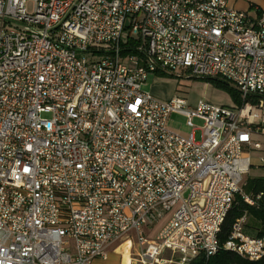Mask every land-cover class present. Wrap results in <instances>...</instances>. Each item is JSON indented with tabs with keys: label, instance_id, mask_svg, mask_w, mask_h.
Returning a JSON list of instances; mask_svg holds the SVG:
<instances>
[{
	"label": "built area",
	"instance_id": "built-area-1",
	"mask_svg": "<svg viewBox=\"0 0 264 264\" xmlns=\"http://www.w3.org/2000/svg\"><path fill=\"white\" fill-rule=\"evenodd\" d=\"M126 29L138 55L123 58ZM166 71L223 79L242 104L158 100L145 82ZM255 97H264L258 7L0 0V264H93L132 234L140 264L220 251L264 261V236L243 233L245 215L219 242L236 197L257 207L261 196L244 192L249 153L260 149ZM171 114L186 119L187 138L168 130Z\"/></svg>",
	"mask_w": 264,
	"mask_h": 264
},
{
	"label": "rangeland",
	"instance_id": "rangeland-1",
	"mask_svg": "<svg viewBox=\"0 0 264 264\" xmlns=\"http://www.w3.org/2000/svg\"><path fill=\"white\" fill-rule=\"evenodd\" d=\"M28 8L31 10V5H29ZM126 26H129V21ZM128 38L129 32L126 29L121 37L122 43H126ZM144 90L148 91L152 96L161 101H169L175 97H182L186 99L187 103L192 107L196 106L199 101L225 107L234 105V101L229 91L216 86V84L210 79L193 77L184 71L151 73L147 77ZM193 125L196 128H200L202 122L194 120ZM167 128L171 132L184 138H187L191 133V129L186 125V119L178 114H171L169 116ZM199 138L200 131H196L195 139L198 141ZM255 173L256 172L253 168H251L249 177L254 176ZM159 224H157V226Z\"/></svg>",
	"mask_w": 264,
	"mask_h": 264
},
{
	"label": "crops",
	"instance_id": "crops-1",
	"mask_svg": "<svg viewBox=\"0 0 264 264\" xmlns=\"http://www.w3.org/2000/svg\"><path fill=\"white\" fill-rule=\"evenodd\" d=\"M227 3L230 7L238 11H249L252 7H258L260 11L264 12V0H227ZM229 108H236V106L233 105ZM257 112L259 117L254 120V125L252 126V140L260 145V149H253L249 153L251 168H253L256 173L254 176L250 177L248 173L245 177V181H247V178L264 177V164H261L259 160L260 158H264V108L259 109ZM161 226L162 223L153 229L152 227L146 228L144 232L148 238H153ZM242 231L249 237H258V234L262 237L264 236V225L260 224L249 214H245ZM127 243H129V247ZM139 253L140 250L137 246L136 236L132 234L129 239H124L111 246L108 249L106 259H96L93 264H140L138 261ZM166 257H169V254H167ZM248 264H264V261L258 263L249 262Z\"/></svg>",
	"mask_w": 264,
	"mask_h": 264
},
{
	"label": "trees",
	"instance_id": "trees-1",
	"mask_svg": "<svg viewBox=\"0 0 264 264\" xmlns=\"http://www.w3.org/2000/svg\"><path fill=\"white\" fill-rule=\"evenodd\" d=\"M136 42L131 39L126 43L122 44L121 56L123 58L138 55L137 51L134 49ZM212 80L216 86L226 89L230 92L231 97L234 101V105L236 107H240L242 102L240 99L239 93L231 86V84L223 79L214 78ZM264 99V97H255L252 100L253 104H258L259 100ZM244 192L247 195H250L252 198L256 199L258 195L260 199L257 200V207L249 206L247 203L241 199L240 196H237L231 209L227 212L224 222L221 226L220 234H219V242L220 244L225 243L232 231L235 223L242 218L245 214H249L252 218L258 221L260 224L264 225V177L261 178H247L246 186L244 188ZM258 237H261L258 234ZM249 262L241 259L237 255L220 251L214 257L206 259L205 257H199L192 264H248Z\"/></svg>",
	"mask_w": 264,
	"mask_h": 264
},
{
	"label": "bare ground",
	"instance_id": "bare-ground-1",
	"mask_svg": "<svg viewBox=\"0 0 264 264\" xmlns=\"http://www.w3.org/2000/svg\"><path fill=\"white\" fill-rule=\"evenodd\" d=\"M127 246L129 247V243H127Z\"/></svg>",
	"mask_w": 264,
	"mask_h": 264
}]
</instances>
